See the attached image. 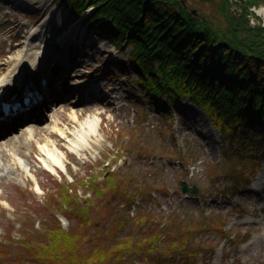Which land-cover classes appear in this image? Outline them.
Returning a JSON list of instances; mask_svg holds the SVG:
<instances>
[{
  "label": "rangeland",
  "instance_id": "1",
  "mask_svg": "<svg viewBox=\"0 0 264 264\" xmlns=\"http://www.w3.org/2000/svg\"><path fill=\"white\" fill-rule=\"evenodd\" d=\"M173 1L190 8L205 33L231 34L241 24L264 28V15L253 11L264 9L261 0H252V6L244 0ZM87 19L86 14L75 18L56 0H0V76L30 48L38 54L51 43L59 47L69 43L67 61L61 62L63 53L55 52L45 76L43 88L59 89L53 101L45 99L46 107L38 106L48 115L41 114V121H36L30 113L31 119L2 135L7 143L0 141V155H5L3 167L9 176L0 177V241L7 233L19 240L23 222L34 228L44 225L46 214L41 217L34 211L53 212V193L64 183L78 188L80 197L90 198L91 192L80 182L92 177L100 188L103 178L112 174L119 189H106L93 204L96 221L112 210L114 226L126 220L122 232L117 228L118 239L131 229L137 231L136 239L141 237L140 223L131 220L137 215L156 217L142 229L146 231L162 229L168 218L172 227L194 222L198 227L191 238L201 250L194 264H264L262 128L247 134L245 123L230 134L186 97L168 114L163 97L153 102L141 93L127 58L129 48L111 46ZM85 119L94 120L96 129L78 146L73 138ZM50 142L57 144L64 165L57 174L44 168V150L52 148ZM181 181L195 186L197 194L183 193ZM135 191L140 194L131 204L127 197ZM57 216L62 229H72L69 220ZM252 239L255 244L243 248ZM145 249L142 245L132 255L134 263ZM162 251L157 244L154 254Z\"/></svg>",
  "mask_w": 264,
  "mask_h": 264
},
{
  "label": "trees",
  "instance_id": "2",
  "mask_svg": "<svg viewBox=\"0 0 264 264\" xmlns=\"http://www.w3.org/2000/svg\"><path fill=\"white\" fill-rule=\"evenodd\" d=\"M56 1L63 2L75 18L88 15L95 32L105 34L116 48H129L127 58L141 93L153 102L163 97L166 112L186 97L192 105L204 108L218 129L231 134L247 123V134L258 126L264 132V48L260 47L264 42L263 27L251 29L241 24L232 28L231 34L205 33L191 9L181 1ZM244 1L255 5L252 0ZM239 35L247 39H240ZM103 181L100 188L92 177L80 182L91 192L90 198L80 197L73 184L59 187L53 193V212L38 208L34 211L41 217L46 214L44 225L34 228L33 223L23 222L19 240L11 239L7 233L0 241V264L195 263L201 250L191 238L198 227L194 222L172 227L168 218L162 229L146 231L142 229L156 217L137 215L131 220L138 221L139 230L143 231L138 240L134 229L124 233L122 239L116 237L117 228L122 232L126 220L125 224L122 221L114 226L110 218L113 210L96 221L94 200L102 197L106 189L120 187L112 174ZM139 194L135 191L127 199L133 204ZM57 215L69 220L72 229H62ZM83 244L85 248H81ZM157 244L163 246L160 254H154ZM142 245L145 253L134 263L132 255Z\"/></svg>",
  "mask_w": 264,
  "mask_h": 264
},
{
  "label": "bare ground",
  "instance_id": "3",
  "mask_svg": "<svg viewBox=\"0 0 264 264\" xmlns=\"http://www.w3.org/2000/svg\"><path fill=\"white\" fill-rule=\"evenodd\" d=\"M32 34L28 33L26 38L29 39ZM63 40L67 38V35H63ZM69 43L63 45V47H59L56 42L48 45L43 51L38 54L32 52V49H28L22 57H20L12 66V68L5 74L0 76V96L1 97H10L20 96L24 87L27 88H36L41 87L39 85V80L46 76L48 70L51 69L49 64H54V53L61 51L63 56H60V61L65 63L67 61L68 48ZM65 49V50H64ZM60 53V54H61ZM50 67V68H49ZM43 89V88H42ZM56 108V106H55ZM46 113V112H45ZM24 115V114H23ZM45 115V114H44ZM48 115V113H46ZM34 123V122H32ZM28 125V124H27ZM34 125V124H33ZM30 128V127H29ZM96 129V122L92 119H85L81 124L78 132L73 138L74 143L78 146L84 143L86 137L90 134H93ZM6 132L4 128L0 127V135H4ZM11 138H13L11 136ZM3 143H7V141L1 139ZM52 148H48L44 150L45 160H44V168L49 173L57 174L61 171H64V165L62 164V157L57 152V144L54 145L52 142ZM5 155H0V177L6 176L8 177V171L6 167H3L5 163ZM13 164L17 167H20L17 162H13ZM256 239H252L247 243L243 248H249L253 244H255ZM219 252H217L216 257H219Z\"/></svg>",
  "mask_w": 264,
  "mask_h": 264
},
{
  "label": "water",
  "instance_id": "4",
  "mask_svg": "<svg viewBox=\"0 0 264 264\" xmlns=\"http://www.w3.org/2000/svg\"><path fill=\"white\" fill-rule=\"evenodd\" d=\"M253 11L256 15H264V9L262 8H254ZM263 25H264V20H263ZM180 185H181V191L183 193L196 194L198 191L195 186L189 188L184 181H181Z\"/></svg>",
  "mask_w": 264,
  "mask_h": 264
}]
</instances>
